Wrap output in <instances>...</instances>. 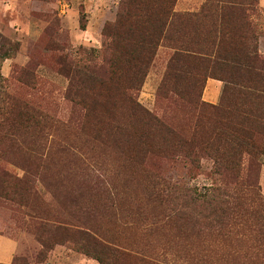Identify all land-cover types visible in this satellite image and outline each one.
I'll return each mask as SVG.
<instances>
[{
	"label": "trees",
	"instance_id": "16d2710c",
	"mask_svg": "<svg viewBox=\"0 0 264 264\" xmlns=\"http://www.w3.org/2000/svg\"><path fill=\"white\" fill-rule=\"evenodd\" d=\"M175 1H123L115 21L103 28V36L109 39L104 43L109 49L106 68L103 69V65L97 62H75L65 73L69 81V95L74 97L70 99L78 108L65 119L16 98L7 91L0 73V155L6 157L11 153L9 156L16 159L17 165L28 177L40 179L52 164L56 174L64 177L75 173L73 169L79 167V175L87 182L84 191L71 196L65 208H61L83 210L84 213L50 212L54 209L43 202L40 206L30 205L41 210L35 213L40 223L34 232L41 245V258L56 244L68 243L100 264H167L149 262L152 259H147L146 252L106 237L107 232L100 222L108 216V210H140L141 202H127L130 200V183L135 184V188L139 185L143 187L142 198L146 203L142 210H149L148 205L150 210H176L164 214L163 223L170 227L174 224L173 227L180 232L200 219L218 226L224 219L231 221L236 218L232 216L237 207L236 197L221 198L217 186H209L205 193H196L195 188L182 182H172L157 167L148 163L150 157L158 155L174 162L184 159L192 161L201 150L213 160L219 174H237L242 154L253 156L258 152L264 155V148L258 145L256 139L258 134L264 136V58L258 54L255 45L251 46L250 52L244 53L243 58L237 53L220 57L217 50L211 56L212 52H207L198 41H192L188 36L186 28L206 16H212L211 24H215V16H219V24L226 25L224 20L229 10H239L237 5L242 4V0H216L217 4L206 0L199 11L189 13L177 12L174 9ZM252 3L251 0V10ZM162 41L169 42L172 54L159 87L161 92L169 80L174 82L190 74L186 69L189 64L206 62L210 58L213 63L206 77L223 80L228 85H224L223 93L231 88L236 98L250 102L247 110L241 111V105L237 104L228 113L222 99L216 106L200 98L191 102L202 116L209 108L216 115L215 119L219 117V121L220 116L226 113L235 120V124L232 121L229 132L223 136L231 146L221 147L222 135L214 129L207 137L199 138L201 146L194 150L196 131L192 137L185 138L138 102L136 93ZM7 55L6 51L0 49V59ZM219 60L232 62L231 70L223 78L213 72L214 62ZM248 75H251V89L249 86L245 90L231 87V84H239L240 79L248 81ZM206 114L210 115V112ZM114 159L118 160L114 175H121V197L115 192L116 184L108 176L109 161L113 163ZM12 177L11 173L0 169L1 188L9 184ZM28 177H14L11 191L20 198L35 200L38 192L33 189ZM24 180L26 182L22 184ZM254 182L251 180V189L256 193L251 197V219L261 222L264 216L259 207L263 202L257 186L255 191ZM83 193H88L90 198L85 199ZM132 201L137 200L133 198ZM180 210L208 211H200L194 216L185 215ZM68 215L75 219L77 216L79 220L83 217L84 222L78 220V224L70 223L65 218ZM140 217H143V221L148 220L145 215ZM256 233L255 237L260 239V228ZM258 244L254 249L264 254V250L257 247ZM11 264L20 263L13 261Z\"/></svg>",
	"mask_w": 264,
	"mask_h": 264
},
{
	"label": "rangeland",
	"instance_id": "374dc122",
	"mask_svg": "<svg viewBox=\"0 0 264 264\" xmlns=\"http://www.w3.org/2000/svg\"><path fill=\"white\" fill-rule=\"evenodd\" d=\"M123 1L0 0V49L8 53L7 57L0 59V73L7 91L16 98L60 118L65 119L71 112H76L78 108H75L70 99L74 97L69 95V81L65 73L75 62H97L103 65V69L106 68L109 49L104 43L109 39L103 36V28L115 21ZM246 2L251 5V0H242V4ZM252 2L253 10L250 6V12H246V4L238 7L239 10H229L224 20L226 25L219 24V16H215V24H211L212 16L191 23V26L186 28L188 36L192 41H198L207 52H212L211 56L217 50L220 57L237 53L243 58L244 53L250 52L251 46L255 45L258 54L264 58V8L259 7L258 0ZM205 3L206 1L197 11ZM211 3L217 4V1L212 0ZM171 54L169 42H160L136 93L138 102L171 125L183 137L190 138L196 131L194 150L201 146L199 138L207 137L214 129L222 135L221 147L231 146L223 136L229 132V126L235 124V120L230 119L227 113L237 104L241 105V111L247 110L251 106L250 102L236 98L231 88L223 93V87L227 85L223 80L217 102L210 103L203 99L205 83L208 78H213L206 77L213 63L210 58H207L206 62L195 61L189 64L186 69L190 74H185L186 77L174 82L169 80L161 92L159 87L167 72ZM217 62H214L213 72L223 78L231 70L232 62ZM243 80L240 79L239 84H231V87L245 90L249 86L251 89V75H248V81ZM199 98L215 106L219 105L222 99L227 113L222 114L219 121V117L215 119L216 115L206 108L202 116L198 108L191 104ZM208 112L210 115L206 114ZM256 139L258 145L264 148V136L258 134ZM9 154L11 153L6 157L0 155V169L13 175L8 181L9 184L3 185L5 189L1 188L0 183V234L15 240L18 250L8 264L13 261L20 264H100L95 258L76 250L68 243L56 244L41 258V245L34 234L36 226L40 223V218L36 217L35 213L41 210L32 208L31 204H49V207L54 209L49 211L54 213H84L83 210H61L68 204L71 196L84 191L83 188L87 185L84 177L79 175V167L73 169L75 173L64 177L56 174V168L51 164L40 179H37L25 175L24 170L17 165L16 159ZM239 162L237 174H219L213 160L201 150L192 161L184 159L174 162L159 155L150 157L148 164L157 167L172 182L178 181L193 187L196 193H205L209 186H217L221 198L236 197L237 207L232 213L236 218L231 221L224 219L218 226L200 219L196 224H188L185 230L180 232L173 227L174 224L170 227L163 223L164 214L176 210H150V205L147 206L149 210H142L146 203L142 198L143 187L139 185L140 187L135 188V184L130 183V200L127 202H141L140 210H108V216L100 222L107 232L106 237L121 244L126 242L138 251L146 252L147 259H152L149 262L153 263L264 264V254L254 249L256 243H259L257 247L264 250V219L260 220L261 222L251 219V197L256 195L251 189V180L255 181V191L257 186L263 202L259 210L264 216V155L258 152L253 156L242 154ZM109 163L108 176L116 184L115 192L121 197V175H114L118 160L114 159L113 163ZM17 176L24 179L28 177L27 180L33 189L38 192L35 200H26L12 193L13 179ZM25 182L26 180L22 181V184ZM91 183L93 184L94 180ZM82 196L85 199L90 198L88 193H83ZM133 198L137 201H132ZM200 211L208 210H180L185 215L194 216ZM128 214L132 216L129 217ZM143 215L148 218L147 221L140 217ZM65 218L74 224L84 222L83 217L80 220L77 216L75 219L70 215ZM258 228L260 239L255 237Z\"/></svg>",
	"mask_w": 264,
	"mask_h": 264
},
{
	"label": "crops",
	"instance_id": "0c3cea01",
	"mask_svg": "<svg viewBox=\"0 0 264 264\" xmlns=\"http://www.w3.org/2000/svg\"><path fill=\"white\" fill-rule=\"evenodd\" d=\"M206 0H176L174 9L176 11H196ZM247 6L246 12H250V3L238 4L241 8ZM258 5L264 8V0H258ZM264 38V37H263ZM223 87V82L219 79L208 78L203 90V99L210 103H215L219 100L220 93ZM18 246L15 240L5 235L0 234V263H10L17 253Z\"/></svg>",
	"mask_w": 264,
	"mask_h": 264
}]
</instances>
